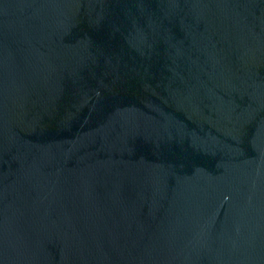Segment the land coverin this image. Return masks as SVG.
<instances>
[{"label": "water", "instance_id": "water-1", "mask_svg": "<svg viewBox=\"0 0 264 264\" xmlns=\"http://www.w3.org/2000/svg\"><path fill=\"white\" fill-rule=\"evenodd\" d=\"M0 264H264V0H0Z\"/></svg>", "mask_w": 264, "mask_h": 264}]
</instances>
